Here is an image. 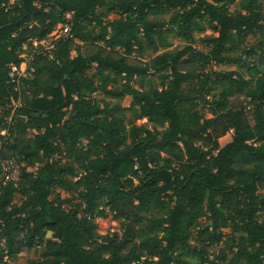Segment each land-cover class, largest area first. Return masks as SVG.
<instances>
[{"label": "trees", "instance_id": "trees-1", "mask_svg": "<svg viewBox=\"0 0 264 264\" xmlns=\"http://www.w3.org/2000/svg\"><path fill=\"white\" fill-rule=\"evenodd\" d=\"M263 1L0 0V160L22 164L0 264L34 247L31 264H264V43L230 55L264 39ZM67 12L69 35L35 48ZM170 35L185 44L141 59Z\"/></svg>", "mask_w": 264, "mask_h": 264}, {"label": "rangeland", "instance_id": "rangeland-1", "mask_svg": "<svg viewBox=\"0 0 264 264\" xmlns=\"http://www.w3.org/2000/svg\"><path fill=\"white\" fill-rule=\"evenodd\" d=\"M264 2V1H263ZM235 8L238 7V3H236L234 5ZM106 8V6L98 8L97 11L100 13L102 12L104 9ZM171 12H165L162 14H159L157 17L160 19H164L167 20L169 18ZM208 36V35H213L211 29L209 28L208 24H205V30H203L200 33H195L194 34V39L192 41V46H194L196 49L202 50V51H207L208 47L205 46L204 42L201 40V38L203 36ZM169 42H170V46L168 47H164V48H160L158 51H156L155 53H153L151 50H147L146 52L143 53V55L141 56L142 60H146L149 57H151L152 55L156 54V53H161L164 52L166 50H171L173 48L176 47H180L183 44H185V42L178 38L175 37L174 35H170L168 37ZM51 41V38L49 36L46 37L45 39V43H48ZM259 42H263L264 43V39L261 38L260 36H258V34L256 33H250L247 35L246 39H245V43L244 45L238 47L236 50H233L230 52V55L233 57H239L241 56L243 59H245V56L242 54V49L244 47H251L258 45ZM75 52L71 51V55H74ZM222 67L225 68H231V69H236L238 68L236 65L234 64H223ZM212 68H216L214 65L212 66ZM96 97H102V95L100 93H97L95 95ZM106 100H108L107 97H104ZM126 99H129L128 97H126ZM127 102V100H126ZM142 121H138L137 123H141ZM231 135H232V131L227 132L225 135L221 136L218 139V143L219 145H223L226 142H228L231 139ZM261 141L256 142V144H259ZM19 197L18 195L15 197L16 201L18 202L19 199L17 198ZM95 222L97 223V226L99 228V230L101 231H107V232H113V231H119V222L118 221H114L112 219H110V217L104 219V218H96ZM201 223L202 225H206L207 221L204 220V218L201 219ZM214 250V249H213ZM39 259V247H34L32 249H25L23 251H21L16 259L14 261H10L7 262L6 264H31V262L33 261H37Z\"/></svg>", "mask_w": 264, "mask_h": 264}, {"label": "built area", "instance_id": "built-area-1", "mask_svg": "<svg viewBox=\"0 0 264 264\" xmlns=\"http://www.w3.org/2000/svg\"><path fill=\"white\" fill-rule=\"evenodd\" d=\"M70 18V13H65L64 21ZM70 26L67 21L59 22L55 26V28L48 35L51 38V41L45 43V39L36 41L32 40V45L35 48L41 46L43 50H48L52 47L54 41H57L63 37L69 35ZM23 49H26V46H23ZM22 61L18 65H11L9 77L10 81L15 83L14 89L17 90L18 86L21 84L22 80L29 77L31 75L32 69H28V62L30 60V55L25 52L22 54ZM15 105V103H13ZM1 133H5V130L0 131ZM1 143V142H0ZM1 171H0V189L1 185H5V183L12 181L14 184L21 177V163L17 162L15 159H3L0 160ZM1 192V190H0Z\"/></svg>", "mask_w": 264, "mask_h": 264}]
</instances>
